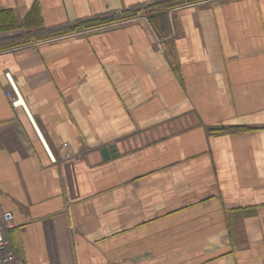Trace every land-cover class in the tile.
I'll use <instances>...</instances> for the list:
<instances>
[{
	"label": "crops",
	"instance_id": "obj_1",
	"mask_svg": "<svg viewBox=\"0 0 264 264\" xmlns=\"http://www.w3.org/2000/svg\"><path fill=\"white\" fill-rule=\"evenodd\" d=\"M154 3L0 0L23 264H264V0Z\"/></svg>",
	"mask_w": 264,
	"mask_h": 264
},
{
	"label": "built area",
	"instance_id": "obj_2",
	"mask_svg": "<svg viewBox=\"0 0 264 264\" xmlns=\"http://www.w3.org/2000/svg\"><path fill=\"white\" fill-rule=\"evenodd\" d=\"M13 86V92L8 91V95L12 97V103L19 105L23 102L20 91L17 89L13 78L8 75ZM14 95V96H13ZM50 152V149H49ZM51 156H54L51 153ZM15 214L12 210L0 212V264H23L21 253L16 246L12 245V240L9 235L11 229L15 228Z\"/></svg>",
	"mask_w": 264,
	"mask_h": 264
},
{
	"label": "trees",
	"instance_id": "obj_3",
	"mask_svg": "<svg viewBox=\"0 0 264 264\" xmlns=\"http://www.w3.org/2000/svg\"><path fill=\"white\" fill-rule=\"evenodd\" d=\"M187 1H195V0H155V3L152 4V6H174L176 4H182V3H187ZM149 6V5H148ZM148 6H146L145 10L147 13H151L153 15V13L155 12L156 8H149ZM139 9H144L143 7H140V6H134L133 8H130L129 10L125 11L123 13V15H117V16H114V17H108V16H105V17H101V18H94V20H88L87 24L86 25H95V24H99V23H102V22H109L115 18H119V17H126V16H132L134 14H136V11L139 10ZM151 15V16H152Z\"/></svg>",
	"mask_w": 264,
	"mask_h": 264
},
{
	"label": "water",
	"instance_id": "obj_4",
	"mask_svg": "<svg viewBox=\"0 0 264 264\" xmlns=\"http://www.w3.org/2000/svg\"><path fill=\"white\" fill-rule=\"evenodd\" d=\"M115 144H108L104 146L100 151H102L105 158H109L117 154L115 151Z\"/></svg>",
	"mask_w": 264,
	"mask_h": 264
},
{
	"label": "rangeland",
	"instance_id": "obj_5",
	"mask_svg": "<svg viewBox=\"0 0 264 264\" xmlns=\"http://www.w3.org/2000/svg\"><path fill=\"white\" fill-rule=\"evenodd\" d=\"M133 16V15H132ZM126 17H131V16H126Z\"/></svg>",
	"mask_w": 264,
	"mask_h": 264
}]
</instances>
